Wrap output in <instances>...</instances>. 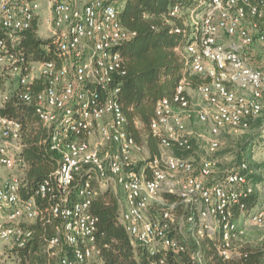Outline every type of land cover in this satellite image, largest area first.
<instances>
[{
	"label": "built area",
	"instance_id": "2783aa9c",
	"mask_svg": "<svg viewBox=\"0 0 264 264\" xmlns=\"http://www.w3.org/2000/svg\"><path fill=\"white\" fill-rule=\"evenodd\" d=\"M123 1L0 0V71L5 69L23 86L37 78L44 80L41 92L32 96L25 90L20 99L34 105L48 130L49 149L60 153L50 179L40 182L27 199L20 195L26 185L23 176L11 175L0 182V243L9 247L8 253L0 252V264L8 258L4 254L17 259V251L32 240L31 225L44 218L35 197L50 198L47 215L59 222L42 249L54 264H108L94 245L97 218L89 208L96 187L109 184L123 192L117 222L133 247L150 255L185 252V246L169 235L174 205L162 212V220L145 214L149 202L164 192L179 197L191 210L188 222L195 220V209L199 238H213L220 232L219 257H239L244 228L230 206L242 194L251 193L249 169L246 163H238L224 172L222 183L206 184L203 179L213 171L211 160L201 161L196 177L193 161L174 154L175 150L192 152L183 120L190 109L184 81L172 99L159 100L155 106L149 129L158 140L159 156L147 164L150 177L131 167L133 156L143 147L125 132V118L114 99L117 90L108 88L112 74L121 69L119 47L135 35L120 23L118 9ZM194 1L186 23L194 40L183 50L185 69L209 80L196 89L204 104L197 118L213 133L244 131L261 114L264 100V72L252 64L251 49L256 41L264 52V32L254 21L264 16V0ZM175 2L171 0L169 16L179 19L183 10ZM33 21L37 31L44 28V39L55 47L60 67L54 62L26 67L16 52H6L7 38L29 29ZM35 68L37 73L32 72ZM95 86L106 91L102 99L92 90ZM5 100V95L0 97V107ZM207 146L212 154L219 144L211 139ZM20 152L19 124L0 115V171H23ZM247 221L264 232V206L248 215ZM158 264H164L163 259ZM173 264H201L200 255L190 254L186 262Z\"/></svg>",
	"mask_w": 264,
	"mask_h": 264
},
{
	"label": "trees",
	"instance_id": "16d2710c",
	"mask_svg": "<svg viewBox=\"0 0 264 264\" xmlns=\"http://www.w3.org/2000/svg\"><path fill=\"white\" fill-rule=\"evenodd\" d=\"M175 3L183 10L179 19L169 16L171 0H124L118 9L121 25L135 35L119 47L121 69L112 74L108 88L117 90L114 99L125 118V132L137 146L145 148L148 152L149 157L143 161V166L135 165L134 161L131 166L138 173L144 174L146 178L150 177L148 162L159 156L158 140L152 137L149 129L157 102L162 99H172L175 88L181 81H184L186 89H197L209 82L208 79L185 69L186 59L183 56V50L194 40L193 35L188 33L190 30L186 23L189 21L188 11L194 7L195 1L176 0ZM254 21L260 31L264 32V16ZM176 28L180 29V33L174 32ZM7 51L16 52L23 59V65L26 67L42 62H54L57 67L61 65L50 40L37 35L36 21L32 22L29 29L13 33L7 38ZM7 82L17 84L8 93L4 92ZM45 86L42 78L34 79L23 86L19 79L6 75L5 69L0 71V97L6 96V100L0 107V115L15 121L20 126V157L25 165L24 170H21V176L26 183L24 187H21L20 195L24 199L33 195L35 187L40 182L50 179L60 160V153L49 149L48 130L36 114L34 105L24 103L20 99L23 91L28 90L32 96H35ZM92 90L99 93L100 99L106 94L105 90L97 86ZM252 144L253 140L249 139L247 154L244 156L246 159L250 158ZM190 153L174 151L178 157H187ZM199 167V165L195 167L193 176H200ZM251 186L250 194H242L238 201L230 206L236 221L239 217H246L264 206L254 193L252 184ZM164 197L169 200L168 205L175 206L172 214L178 204L182 205L180 198L175 195L164 194ZM35 200L44 212V218L31 225L33 237L25 247L17 251L18 264H54L42 249L47 240L55 234L59 222L47 215V210L52 203L50 198L35 197ZM168 205L161 211L158 218H154L155 220H162V212L168 208ZM255 206L259 207L252 211ZM89 210L97 218L94 245L100 250L101 258L108 264L152 262L158 264L160 259H163L164 264H173L177 260L186 262L189 255L195 253H199L200 262L208 261L210 264H264V245L260 247L241 245L239 257L223 260L217 254L220 245L219 231L215 232L213 238L204 236L201 241L195 239L192 233V231L196 232L197 228L195 209L193 222L187 221L191 210L188 207L183 209L185 223L190 231L189 248L180 241L185 246V252H166L156 255H150L145 249L131 245L127 233L117 222L119 197L113 191L98 192L96 190ZM174 223L175 221L169 225V235L172 237H174L172 235Z\"/></svg>",
	"mask_w": 264,
	"mask_h": 264
},
{
	"label": "rangeland",
	"instance_id": "374dc122",
	"mask_svg": "<svg viewBox=\"0 0 264 264\" xmlns=\"http://www.w3.org/2000/svg\"><path fill=\"white\" fill-rule=\"evenodd\" d=\"M253 32V31H252ZM44 28L40 27L37 31V35L40 38H45ZM257 55L255 58L258 63L257 67L264 72V52L261 47H257ZM260 63V65H258ZM33 73H37V68H35ZM6 90L4 92L8 93L11 88H15L17 84L15 82H7ZM189 100H190V109L187 114L183 116V120L186 127V132L191 139L193 144V151L187 158H190L195 167L200 166L201 161L211 160L213 162V171L210 177L203 179L206 184L222 183L224 172L232 168L235 164L244 162L248 165L249 176L248 182L253 185L254 193L258 196L261 203H264V100L262 105L261 114L249 121L248 129L244 131L236 130L231 131L225 129L217 133H213L207 124L201 123L197 118V112L200 111L204 104L202 103L199 94L196 89L187 88L186 89ZM211 139H214L218 142V149L210 154L207 150V142ZM253 140V144L250 149V158L246 159L244 156L247 154V141ZM95 141L98 142V137ZM149 155L145 148L141 149L133 156V161L137 166H143V161L148 159ZM240 157V158H239ZM11 175L21 176V169L16 168L12 172L0 171V182L7 179ZM199 177V176H198ZM96 190L105 191L111 190L118 195L120 200H123V192L120 187L116 184H109L102 187H96ZM164 192H161L154 200H151L146 211V216L150 219H156L159 217L161 211L166 208L169 203V200L164 197ZM259 207V206H258ZM257 206L252 208V211L258 208ZM184 207L180 204L176 206L175 212L172 214L175 221L172 226V235L179 241H181L187 248H189V239L190 231L185 223ZM240 225L244 228V234L240 237L238 244L246 245L250 247H260L264 245V232L251 225L247 221V216H241L238 218ZM194 234L193 237L198 241H201V238L196 236V232L192 231ZM190 250V249H189ZM0 252L8 253L9 247L7 245L0 243ZM7 256L5 264H16L17 259L12 254H4ZM3 256V257H4ZM201 264H210L208 261H201Z\"/></svg>",
	"mask_w": 264,
	"mask_h": 264
},
{
	"label": "crops",
	"instance_id": "0c3cea01",
	"mask_svg": "<svg viewBox=\"0 0 264 264\" xmlns=\"http://www.w3.org/2000/svg\"><path fill=\"white\" fill-rule=\"evenodd\" d=\"M254 45H257V47H259V48H260V46H259V44L255 41V42L253 43L252 47H251V49H252V64L255 65V66H257V64H256L255 62L258 63L259 61H257V59L255 58V54L257 55V49L254 47ZM258 65H260V63H259Z\"/></svg>",
	"mask_w": 264,
	"mask_h": 264
}]
</instances>
